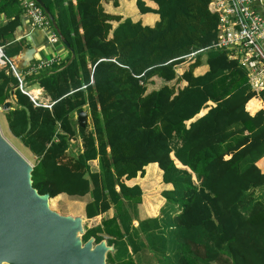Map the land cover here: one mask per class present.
<instances>
[{
    "label": "trees",
    "instance_id": "trees-1",
    "mask_svg": "<svg viewBox=\"0 0 264 264\" xmlns=\"http://www.w3.org/2000/svg\"><path fill=\"white\" fill-rule=\"evenodd\" d=\"M42 1L75 58L60 70L67 51L50 69L24 77L43 90L49 107L34 106L16 88V103L3 111L9 132L34 156L37 192L49 199L88 194L86 218L113 210L81 237L114 248L106 264H264V173L257 165L263 157L264 167V109L251 100L245 70L211 47L218 18L209 0H149L156 9L135 0L141 14H158L153 26L106 12L108 0ZM0 14V39L12 57L24 40L13 38L20 0H0ZM201 55L208 68L195 74ZM187 61L177 74L176 65ZM154 77L164 84L148 90ZM17 84L1 67L0 105ZM260 97L264 103V92ZM20 106L30 111L28 131ZM82 109L90 124L77 128ZM77 137L82 148L69 155ZM149 163L173 188L161 192L166 203L158 216L139 219L141 188L124 181L142 176Z\"/></svg>",
    "mask_w": 264,
    "mask_h": 264
},
{
    "label": "water",
    "instance_id": "water-1",
    "mask_svg": "<svg viewBox=\"0 0 264 264\" xmlns=\"http://www.w3.org/2000/svg\"><path fill=\"white\" fill-rule=\"evenodd\" d=\"M35 1L43 8L61 43L70 53L68 60L59 68L64 69L75 58L74 50L44 2ZM24 24L25 20L21 19L17 33L22 32ZM30 41L31 36L26 35L20 52L10 57L18 70L31 65L36 47L28 46ZM20 107L26 112L28 131L31 127L30 111L25 106ZM10 108L12 102L9 99L0 105V111ZM88 116L87 109L78 111L76 127H85ZM32 167L0 133V258L11 264H106V253L113 252L114 248L108 246L105 239L95 243L94 237H90L83 242L82 217L53 211L48 194H39L32 186Z\"/></svg>",
    "mask_w": 264,
    "mask_h": 264
},
{
    "label": "built area",
    "instance_id": "built-area-1",
    "mask_svg": "<svg viewBox=\"0 0 264 264\" xmlns=\"http://www.w3.org/2000/svg\"><path fill=\"white\" fill-rule=\"evenodd\" d=\"M20 4L23 17L30 27L45 31L47 42L59 45V36L43 8L35 0H20ZM208 9L218 18L216 39L211 47L225 52L229 59L236 61L245 70L247 83L255 93L252 98L258 99L260 108L264 109L260 97V92H264V0H209ZM199 51L202 49L184 57L189 59ZM59 61L54 57L37 59L25 71H21L4 54L3 45L0 44V64L9 68L18 80L17 87L30 98L34 106L49 107L50 104L33 97L24 77L46 70Z\"/></svg>",
    "mask_w": 264,
    "mask_h": 264
},
{
    "label": "crops",
    "instance_id": "crops-1",
    "mask_svg": "<svg viewBox=\"0 0 264 264\" xmlns=\"http://www.w3.org/2000/svg\"><path fill=\"white\" fill-rule=\"evenodd\" d=\"M71 1L73 3H75V0H71ZM125 1H127V0H119L120 6L117 5L118 10H119V7H121V6L125 7V4H126ZM144 1H145L147 6L153 8V9L157 8V5L154 2L149 1V0H144ZM133 2L135 3V0H133ZM107 3H109V4H107ZM110 4H111V0L105 1L103 3L104 10L106 12H109L112 14L121 15L120 13H116L114 11H111L109 9L112 7ZM109 5L111 7H109ZM112 5H113V2H112ZM137 13H139V11H137ZM129 16L132 20L136 19V17L139 16V18L141 20V21L140 20L139 21L143 25H149V26H153L159 20L158 14L152 13V12L145 13V14L139 13V15H137V16L128 14V15H125L122 17L126 18ZM21 19H24L23 14L21 15ZM0 20H2V21L6 20L4 14H0ZM134 21H137V20H134ZM115 24L116 23H114V25ZM24 25H25L24 28L21 30L22 32L17 33L18 30L16 29V32H14V34H13V38H16V40H18V38L21 36H26V35L31 36V41H30V43H28V46L36 47V52L33 55V59H34L33 61H35L37 59H43V58L47 59V58H52V57L58 58L59 60H64L67 57V50L62 45H60V44L59 45H51L50 43L47 42V33L45 31L40 30V29L31 28L29 23L27 22V20L25 21ZM0 42H2V44L4 45L7 41L4 42L2 39H0ZM207 68L208 67L204 62L194 70V73L195 74H202L207 70ZM155 80H160V79L154 77L153 81H155ZM160 81H162V80H160ZM163 84H164V82L162 81V85ZM185 84H186L185 81L181 82L182 86ZM158 88H153V89H158ZM31 90H33V92H40L41 93V96H40L41 100H44V101L47 100L48 97H46L44 95V93H42L41 88H37V86H33ZM208 105L211 106L214 104L212 102H208ZM208 109H209V107H207V109H204V110L202 109L203 112L202 113L200 112V113L203 115V113H206ZM201 114L198 113L196 116H194V118L187 121V123L195 120L196 118L199 117L198 115H201ZM4 119H5V117H4ZM71 142L72 143L70 144V147L68 150L69 155H73L77 152H80V150L82 148L81 141H79V143H77V145L73 144L74 143L73 140ZM262 158L260 160H258L257 165L261 169V171L264 173V167H262L260 165V161L262 160ZM90 164H91L93 170H97V168H98L97 160L91 161ZM124 183L128 186L139 185L141 188V191H142L141 201L137 206L139 219H145V218H149V217L158 216L160 214L161 209L164 207V205L166 203L165 199L161 196V192L163 190H171L173 188L171 183H164L162 181V171L158 167L157 163H149L148 165H146L144 167V174L142 176L138 174L134 178H130L128 180H125ZM59 196H62V194H60ZM76 197H78L77 198L78 204H76V203H73V204L76 207H80V208H77L76 214H72V216H81L83 224H84V220L89 221L93 218H96V217L98 218V221H95L93 223V225H91L89 227H92L94 225L99 224L102 218L111 217L113 215V210L110 209L108 211L109 213L106 212L105 214H100V215H97V216L92 217V218H86L85 214H84V205L86 204L87 201L90 200V196L88 194H86L82 197H79V196H76ZM80 204H82V205H80ZM133 223H134V225H137V221H134ZM83 228H84V225H83ZM84 231H85V229H84Z\"/></svg>",
    "mask_w": 264,
    "mask_h": 264
},
{
    "label": "rangeland",
    "instance_id": "rangeland-1",
    "mask_svg": "<svg viewBox=\"0 0 264 264\" xmlns=\"http://www.w3.org/2000/svg\"><path fill=\"white\" fill-rule=\"evenodd\" d=\"M112 2H113V0H111V4H110L112 7L109 5V7H111L109 9L111 11L116 12V13H120L122 16H125V15H128V14L137 16L140 13V12L137 13L138 10H137V7L135 6V3L133 2V0L125 1V3H126L125 7L121 6V7H119V10H118L117 6L112 5ZM117 2H118V5L120 6L119 0H117ZM107 4H109V3H107ZM134 20L139 21L140 20L139 16L136 17V19H134ZM205 58H206L205 55H201L200 60H201L202 63L205 62ZM190 63H191L190 61H187L186 63L181 64L180 67L178 68V73H180V71L185 69ZM1 67H4V65L0 64V68ZM161 85H162V81L155 80V81H153V84L147 86V89L151 90L153 88H158ZM27 88L30 90V86L27 87ZM38 93L40 94V92H33L34 95H36V94L38 95ZM9 100L13 104L14 98L12 96H10ZM204 109H207V108H204ZM89 124H90V116H88L87 125L89 126ZM0 133L6 139V141H8L14 147V149H16L23 157L26 158V160H28V162L31 165H33V163L35 162L34 161V156L31 155V153L28 151V149L26 147L23 146V144L20 142V139L16 138L15 136H13L9 132V130L7 128L6 119H4L3 111H0ZM72 140L74 141L73 144L77 145V143H79V141H80V138L77 137V138H74ZM77 198L78 197H76V196L70 197L69 195L62 194V196H57V197H54V199H50L49 206H50V208L53 211H55V212H57L58 214H61V215L62 214H66V215L76 214V206L73 203L78 204V199ZM107 213H109V212H107ZM95 221H98L97 217L93 218V219H91L89 221L84 220V224H83L84 225V229H85V227H89V226L93 225V223ZM79 236H80V234H79ZM145 260H146V262H150V263L154 262L153 259L150 256H146Z\"/></svg>",
    "mask_w": 264,
    "mask_h": 264
},
{
    "label": "clouds",
    "instance_id": "clouds-1",
    "mask_svg": "<svg viewBox=\"0 0 264 264\" xmlns=\"http://www.w3.org/2000/svg\"><path fill=\"white\" fill-rule=\"evenodd\" d=\"M24 20H25V19H24ZM52 26H53V25H52ZM53 28H54V27H53ZM24 37H25V36H21V37L18 38V40H20V39H22V38H24ZM15 39H16V38H15ZM59 39H60V38H59ZM0 44H2V42H0ZM2 45H3V44H2ZM60 45H62V46L64 47V45L61 43V41H60ZM64 48H65V47H64ZM3 49H4V45H3ZM65 49H66V48H65ZM66 50H67V49H66ZM4 54H5V53H4ZM9 58H10V57H9ZM54 58H55V57H54ZM43 59H46V58H43ZM33 60H34V59H33ZM33 60H32V62H34ZM61 61H62V60H61ZM32 62H31V64H32ZM59 62H60V61H59ZM55 63H57V62H55ZM55 63H54V64H55ZM54 64H53V65H54ZM53 65H52V66H53ZM52 66H51V67H52ZM6 67H7V66H6ZM51 67H50V68H51ZM179 67H180V64L176 65V73H177V74H179V73H178V68H179ZM50 68H48V69H50ZM25 70H26V69L21 70V71H25ZM8 71H9V68H8ZM43 71H45V70H43ZM9 72H10V71H9ZM181 72H182V71H180V74H181ZM26 86L29 87L27 84H26ZM32 87H33V86H30V91H31ZM16 88H18L17 85H16L12 90L14 91ZM37 88H39V87H37ZM18 89H19V88H18ZM42 91H43V90H42ZM13 93H14V92H13ZM13 93H12L10 96H12V97L14 98V94H13ZM43 93H44V92H43ZM44 95H45V94H44ZM45 98H46V97H45ZM29 99H30V98H29ZM13 101H14V100H13ZM39 101H40V100H39ZM45 101L49 103V98H47V100H45ZM31 102H32V101H31ZM32 103H33V102H32ZM260 109H262V108H260ZM258 110H259V109H258ZM258 110H257V111H258ZM255 112H256V111H255ZM75 118H76V115H75ZM71 141H72V139H71Z\"/></svg>",
    "mask_w": 264,
    "mask_h": 264
},
{
    "label": "bare ground",
    "instance_id": "bare-ground-1",
    "mask_svg": "<svg viewBox=\"0 0 264 264\" xmlns=\"http://www.w3.org/2000/svg\"><path fill=\"white\" fill-rule=\"evenodd\" d=\"M31 94L33 95L34 98H36V99H38V100H40V101H44V100H41V99H40L41 93L38 94V95H34V94H33V90H31ZM251 100H252L253 102L257 103V105H259V106L261 107V103H260V101H259L258 99H256V98H251ZM259 109H260V108H259Z\"/></svg>",
    "mask_w": 264,
    "mask_h": 264
},
{
    "label": "flooded vegetation",
    "instance_id": "flooded-vegetation-1",
    "mask_svg": "<svg viewBox=\"0 0 264 264\" xmlns=\"http://www.w3.org/2000/svg\"><path fill=\"white\" fill-rule=\"evenodd\" d=\"M0 264H11V263L9 261L5 260L4 258H0Z\"/></svg>",
    "mask_w": 264,
    "mask_h": 264
}]
</instances>
